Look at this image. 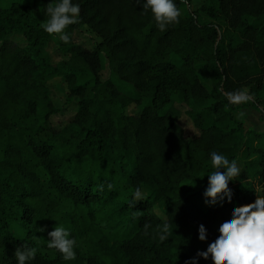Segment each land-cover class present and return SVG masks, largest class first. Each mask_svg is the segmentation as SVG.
I'll return each instance as SVG.
<instances>
[{"label":"trees","instance_id":"16d2710c","mask_svg":"<svg viewBox=\"0 0 264 264\" xmlns=\"http://www.w3.org/2000/svg\"><path fill=\"white\" fill-rule=\"evenodd\" d=\"M191 2L175 0L179 11ZM56 3L0 6V264H17V248L36 249L27 264H186L206 251L233 206L264 195V134L247 132L236 114L264 106V0H204L189 16L180 11L179 22L164 31L142 0H73L79 15L60 40L70 58L54 63L46 47L56 33L43 25L45 9ZM84 25L101 38L94 49L72 38ZM12 33L23 34L27 46L10 40ZM102 56L138 96L102 79ZM200 57L214 93L199 78ZM86 71L93 80L80 83ZM171 72L180 81L177 99L165 80ZM60 77L78 108L57 129L49 82ZM238 91L249 99L230 102L228 94ZM175 100L194 107L188 111L200 131L194 138L178 123ZM132 105L141 112L129 113ZM213 151L241 168L229 182L231 199L210 205L204 191ZM137 188L146 196L133 204ZM15 225L24 237L14 234ZM57 226L75 239V259L48 248ZM197 261L213 263L211 256Z\"/></svg>","mask_w":264,"mask_h":264},{"label":"clouds","instance_id":"9594fccd","mask_svg":"<svg viewBox=\"0 0 264 264\" xmlns=\"http://www.w3.org/2000/svg\"><path fill=\"white\" fill-rule=\"evenodd\" d=\"M142 8L152 13L157 27L164 31L167 26L179 22L180 11L175 0H142ZM49 19L43 25L49 34L59 33L62 40L68 37L64 30L76 22L79 5L73 0H57L54 6L45 9ZM230 102L238 103L249 99L245 91L229 93ZM212 171L208 174V184L204 191L205 203L214 205L225 198L231 199L232 190L229 182L240 174L236 160L213 151L210 153ZM223 169V171H221ZM112 185L109 184V188ZM140 189L134 192L133 204L141 199ZM199 239L206 240L207 230L203 224L199 226ZM48 248L59 251L64 260L75 259V239L63 226L54 227L48 233ZM168 237L167 224L160 230L159 239ZM35 248H17L14 255L17 264H27L35 258ZM211 256L213 264H264V195H258L251 202L233 206L231 215L224 216L219 224L218 233L209 243L206 251L197 253V257L207 259ZM197 257H192L186 264H198Z\"/></svg>","mask_w":264,"mask_h":264},{"label":"rangeland","instance_id":"374dc122","mask_svg":"<svg viewBox=\"0 0 264 264\" xmlns=\"http://www.w3.org/2000/svg\"><path fill=\"white\" fill-rule=\"evenodd\" d=\"M11 3V0H0V6H7ZM204 3V0H192L191 4H184L180 11L181 14L186 17L189 16L192 12L198 11L199 8ZM67 29L64 30V34L67 35ZM72 38L76 43H79L89 49H94L97 43L101 40V38L88 26L84 25L78 29H75L72 32ZM10 40L16 42L19 46L25 47L28 44L26 37L20 33H12L9 36ZM61 34L56 33L50 42L48 43L46 49L51 56V59L54 63H57L62 60H68L70 55L65 53L60 47ZM102 65L103 70L101 72V77L103 80L111 78L118 88L131 96H138V93L133 85L129 83H125L121 81L116 74L111 70L108 61L105 57L102 56ZM197 70L199 73V78L201 82L208 88L211 93H214V88L211 82V78L206 70V64L202 57L197 59L196 62ZM93 78L91 73L84 72L79 75V82H92ZM165 80L168 83V90L173 94V98H176V93L180 87V81L176 73L171 72L165 76ZM49 87L51 89V98L53 100V104L57 108V112L54 113L50 120L52 125L57 129H62L66 125H68L75 117L77 108H78V98H75L73 101L69 102V86L68 82L65 78H56L52 79L49 82ZM264 94V88H263ZM149 100L144 99L143 105L146 104ZM176 107L180 111V116L178 119V123L184 128L185 135L188 138H194L199 134V130L194 126L191 117L188 114L189 110H193V106H190L185 103H181L177 100ZM142 106L132 105L129 107L128 112L131 114H139L141 112ZM264 108V106H263ZM254 109L250 114H245L243 112H237V117L243 121L244 127L247 132L250 131L261 132L264 134V109ZM249 110H253L250 107ZM264 139V135H263ZM238 166L241 168V164L238 163ZM146 196V191L143 190L141 192V199H144ZM139 199V200H141ZM124 200H128V196L124 198ZM156 213L163 219L167 220V216L164 212H162L158 207L154 208ZM12 231L16 236L24 237L26 232L21 227L15 225L12 227ZM213 264V263H212Z\"/></svg>","mask_w":264,"mask_h":264}]
</instances>
